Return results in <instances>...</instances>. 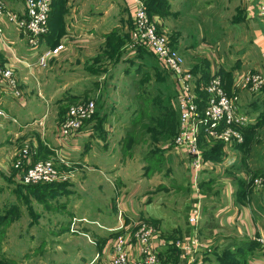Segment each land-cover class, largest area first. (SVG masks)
<instances>
[{
    "label": "rangeland",
    "instance_id": "1",
    "mask_svg": "<svg viewBox=\"0 0 264 264\" xmlns=\"http://www.w3.org/2000/svg\"><path fill=\"white\" fill-rule=\"evenodd\" d=\"M70 1L58 0L61 8L66 10L63 12L64 19H57L49 25V32L40 42L39 52L63 43L65 36L70 34L72 29H77V26L71 27L68 23ZM98 1L88 0L89 3L85 6L87 13L94 17L79 21L75 25H80L78 31L88 33L85 36L100 37H94L90 42H101L103 38V44H85L80 38L74 39L70 45L75 48L76 54L70 53L66 57L57 58L47 69L33 67L36 58L28 59L27 46L20 45L27 49L22 58L31 65L24 69L26 72L29 70L30 74L24 73L23 69L18 71L23 97L17 98L11 92L5 91L6 86L0 79V107L10 113L17 112L20 124L0 119V141L1 136L5 139L7 135L24 131L15 142L19 149L27 138H35L40 128V134L44 131L47 136L49 127L54 128L55 120L62 119V106L67 113L70 105L95 100L98 107L97 116L85 125H93L95 122L98 129L88 139L89 143L102 141L106 147L98 150L90 148L95 152L90 163H93L94 158L101 159L97 163L99 168L80 170V173L85 174L84 179L92 178L95 181L94 186L99 184L106 194L120 193V197L127 203L136 198L137 192L139 216L135 220H145L157 225L164 237L173 241L182 238L181 229L171 231L158 221H153L155 218L147 217L146 204L142 200L148 195V201L155 200L157 209L163 212L164 206L167 212L168 207H174L173 218L178 216L184 220L188 204L194 196V169L190 158L170 146L179 130L176 84L149 49L131 41V22L126 19V8L121 1L116 0L119 6L116 17L109 15L103 18L98 14L101 16L100 7L107 2ZM24 2L26 5V0H16L12 8L20 10ZM132 2L134 7V0ZM146 4L149 5L151 18L162 20L160 24L154 20L159 31L184 54L190 68L202 78L208 79L211 75L214 59L208 57L207 51L208 47L216 46L214 50L217 61L222 62L219 73L223 77L225 87L229 92L239 95V107L251 117L252 122L246 126L248 129L245 127L246 142L241 147L226 149L221 141L213 140L209 143L204 141L202 148L207 156H218L217 160L207 159L213 162L215 174L219 172V167L230 165L228 167L233 170L235 192L239 195L248 194L257 201H263L261 213L264 215V84L257 90L253 88L252 81L247 86L238 83L242 76L245 78L264 74L261 50L256 42L260 20L249 18L254 7L251 8L247 0H146ZM105 6L108 7L109 4ZM25 12L26 10L19 14L24 15ZM17 31L19 39H22L21 32L18 29ZM11 35L16 37L14 31L10 37ZM54 40L57 41L55 45L52 43ZM33 69H36L34 73ZM17 114L13 113L15 116ZM52 138H47L51 144ZM118 139L123 143V147L118 146L112 150L110 145L114 146ZM8 140H2L0 144L11 148V145H7ZM76 141L80 142V139ZM42 151L44 154L40 152L41 157L49 158L53 155L48 146H44ZM8 154H11L9 150ZM80 154L81 152L75 153L72 158L78 159ZM12 157L10 155V160H6L5 154L0 151V158L8 164L7 169L0 168V191L2 193L4 190L2 197L7 201L15 200L12 194L14 191H33L40 188L22 185L12 178ZM210 169L212 168L203 170V176L200 174V184L206 180L209 182L210 173L205 171ZM62 170L65 169L62 167ZM1 174L5 175V179ZM258 178H261L260 184L255 182ZM260 216V219H264V216ZM261 223L264 229V221ZM95 225L97 228H89V233L84 230L91 237V244L92 240L96 239L95 242L101 238L100 233L116 232L113 227L103 228L100 223ZM78 238L86 239L72 232L62 235L61 238L56 236V244L51 247V257L54 254L57 260L48 259L46 264H63L65 260L62 258L68 254L73 257L72 264L79 261L76 251L80 247L72 240ZM258 243L260 246L261 242ZM92 247L88 246L89 254H92ZM32 248V239L26 234L18 236L15 219L12 222L0 223V264H35L29 261L31 256L24 255ZM209 254H202L198 264H211L209 258L213 253L208 256ZM165 258L166 256L164 260ZM167 258L168 261L164 262L171 264L174 256L168 254Z\"/></svg>",
    "mask_w": 264,
    "mask_h": 264
},
{
    "label": "crops",
    "instance_id": "2",
    "mask_svg": "<svg viewBox=\"0 0 264 264\" xmlns=\"http://www.w3.org/2000/svg\"><path fill=\"white\" fill-rule=\"evenodd\" d=\"M5 1L9 10L11 11L23 13L26 9L25 2L20 10H14L12 8V5H14L13 2H15L16 0ZM119 1H121L122 5L126 8V19L131 22L130 24H132L134 10V7L132 6L133 0ZM105 2L107 3L100 7L102 11L101 16L100 14H98V16L100 18L109 15H111L112 17H116L119 12L117 1H98V3ZM88 3V0H71L69 2L71 8L70 13H68V23L69 25H71V27L77 26L78 29L80 25L75 24H77L79 21H84L89 18L92 19V17H94V15L90 16V14L87 13V9L85 6ZM108 4L109 6L106 7L105 5ZM249 18H253L259 21L255 14L249 15ZM154 20L158 24L162 22L160 18H154ZM258 28L259 29L257 30L256 42L259 45L260 50H262L264 47V30L260 21ZM77 29H72L69 32L70 34L65 36L64 42H66V44L64 42L63 43L65 44L66 49L62 51L59 56L52 58L51 61L53 62L50 61L46 68L39 69H47L48 67H50L51 63H55L54 61H56L57 58L59 59L60 57H66L70 53L76 54L74 52L75 48L70 45V42L74 39L80 38V40L82 39L83 43L85 44L104 43L103 38H101V42H90L91 40H93L92 38L99 36H85L88 33H83V31L80 32ZM13 31L16 37L11 35V37H13L11 38L10 34H12ZM16 31L17 29L15 28V26L6 24V34L4 36V39L0 38V63H2L3 65L14 67L16 73L18 74V71L22 69L24 71V69L27 67L29 68V66L20 61L26 49L20 45H26L22 39H19V33L18 31L16 33ZM16 43H18L19 46L16 45ZM27 49L26 50L29 52V55L26 54L27 58L31 59L32 57H35L31 53L30 48L27 47ZM212 49L216 50V46L208 47V57ZM34 63L33 67L37 68L36 66H34ZM35 71L36 69H33V73ZM24 73L30 74L29 70L27 72L24 71ZM2 108L4 109L5 114L0 116V119H8L11 120L13 124H20L19 115L17 114V112H14L11 109L13 113L17 114V116H15L13 115V113L7 112L4 107ZM64 110V106H62V113L64 114L62 115L61 119L58 118L60 113L59 109L57 116L58 119L55 120L54 128L51 129L49 127V129L47 130V136L43 133L44 131L42 132V135L40 134V130H42V128H40L37 136H35V138H27V141L32 144L31 148L37 149V153L40 157V148H43V145L48 146L51 149L50 151H52L53 153V155L51 154L49 158H54V160H56L61 172H70V177L65 181L64 185L56 186L55 190L49 189L47 191H14L12 194H14L15 200L11 199V201L3 199L2 195L4 196L5 192L3 190V192L1 193L0 191V214L4 215L5 213H8V218L3 222V224L12 222V220L15 219L18 236H25L26 234V236L32 239L33 248L28 249V251H26L24 255H26L27 257L31 256L28 259L30 262L33 261L35 264H46V260L48 259L57 260L54 254H52L51 257V252L53 250L51 247L56 244V236H59L61 238L62 235L69 232L77 233L78 235L86 238L72 239L75 244L80 247V249L76 251V255L79 257V261L75 262V264H111V252L113 250L115 234L121 230H124L125 227H129L131 230L130 234L133 236L134 231L137 229L135 223L138 221L135 219H138L136 217L139 216L137 214L139 213L137 211L139 209V201L137 198L138 195L137 192H135L136 198H134L132 202L128 201V204L126 201H124L123 197H120V193L119 195L118 193L113 194V192H110V194H106L104 190H101V186L99 184L94 186L95 181H93L92 178L88 177V180L84 179V177L86 176L84 173H80V170L85 171V169L94 170L99 168L97 163L101 161V159L94 158V164L90 163V159H92V156H94L95 153L92 152V150L104 148L103 146H105V143H103L102 141L89 143L88 138L91 136V134L94 133V131H97L98 129V126H96L95 122L93 123V125H85L70 139L61 141L59 139L58 131L62 120L65 118L66 113L64 112ZM23 132L24 131H20L15 132V135H7L5 139L3 136H1V139L4 141L9 139L7 145H11V148H9L5 145L0 144V151L5 154L6 160H10L8 158V156L10 155L11 157L13 156L12 158H14V161L17 160L19 158L18 154L21 152V149L24 147V145L28 144V142L26 141L24 142V145L18 149L19 146L15 143L19 140V137L23 135ZM43 135L46 137L44 138ZM48 137H53L51 140L52 144L48 142ZM79 139L80 142H75V140ZM118 146H120L121 148L123 147V143L121 144L119 139L115 142L114 146L111 144L110 148L114 150L118 148ZM90 148H92V150H90ZM227 148L231 147L226 146V149ZM6 150L7 153H5ZM8 150L11 153L10 155L8 154ZM80 152L81 154L78 159L72 158L75 153ZM60 157H65L68 161V164L60 163ZM6 160L0 158V168L4 170L7 169L8 165L7 163H4V161ZM33 160L36 161L37 157L33 156ZM228 166L230 165L226 164L223 166V168L219 167V170H217L219 172H217V174H215V171H213V165L211 164L209 166V168L212 169L205 171L210 173V178L208 179L209 182H206V180L205 183H203L204 181H202V183L204 185H207L209 188L202 189V184H200L201 195H196L194 193L192 200L188 204V211L186 212L187 215H183L184 220L179 219L178 216L173 218L174 211L172 208L174 207H168L169 212H167L165 209L166 206H164L163 212L162 210L157 209V203L155 202V200L148 201V195H145L144 200H142V202L146 204L145 212L147 214V217L155 218L153 219V221H158L159 224L171 231L181 229L182 238L178 239H185L193 234L194 226L188 222V216L190 214L192 206L194 204H200L203 211V217L199 226H201V234L203 238L209 242L212 248L210 254H213L211 256L210 254L208 255L210 256L209 261L211 262V264H220L218 255L220 254L222 249L236 248V246L243 240L257 239L259 237L264 238V229L261 226V221H264V219H260V215L264 216L261 213L263 201H257L253 197L248 196V194L239 195L237 192H235L236 190L234 186V175L232 174L233 170ZM62 167L65 170H62ZM201 174L203 176V173ZM1 176L5 179L4 174H1ZM12 178L14 179L13 176ZM133 191H135V189ZM132 195H134V193H132ZM11 202L12 204L10 205ZM160 207H163V205H160ZM122 214L123 216H121ZM176 214L178 215L177 212ZM128 218H130L131 220H129ZM98 223H100L103 228L113 227L114 229H116V232L100 233L101 238L97 239V241L95 242L94 240L96 239L92 240L93 244H91L89 242L91 237L87 235L84 230L88 231L89 233V228H92V230L93 228H97V225L95 224ZM98 228L100 227L98 226ZM159 236L160 241L168 240L162 234V230ZM88 246H93L92 254H89ZM94 247H96V249ZM130 247L133 249H137L136 244L130 245ZM62 260H65L63 264H72L73 257L68 254L64 256ZM165 260L167 262L168 258L166 257ZM165 260H162V264H166V262H164ZM171 261V264H179L178 251L175 253L174 259H172ZM248 262L249 264H264L263 243H261L260 246H258L251 252V254L248 256Z\"/></svg>",
    "mask_w": 264,
    "mask_h": 264
},
{
    "label": "built area",
    "instance_id": "3",
    "mask_svg": "<svg viewBox=\"0 0 264 264\" xmlns=\"http://www.w3.org/2000/svg\"><path fill=\"white\" fill-rule=\"evenodd\" d=\"M250 3V15L260 20L264 30V0H247ZM53 0H26V12L20 15L9 10L6 1L0 0V38L4 39L6 24L15 26L22 34V40L36 57L34 66L46 68L52 58L59 56L66 49L64 43L38 51L41 40L49 32V19ZM133 21L130 37L135 44L149 49L162 63L168 74L173 78L177 89L179 108V130L170 146L190 158L193 170V187L196 195H201L200 174L209 168L213 162L204 156L201 138L207 143L218 140L225 147H234L245 141L243 129L252 119L239 107V95L229 92L225 87L222 75L219 73L220 63L217 61L215 50L210 51L209 57L214 59L211 75L208 79L200 77L187 63L184 54L175 48L169 38L162 34L156 22L149 16L144 0H134ZM264 65V47L261 50ZM22 62L31 66L26 59ZM33 66V65H32ZM0 79L6 86L5 91L15 97L22 98L21 80L12 66L0 63ZM252 81L254 89H260L264 84V74L240 77L241 86L249 85ZM95 100L70 105L65 118L59 126V139L66 141L78 133L85 123L97 113ZM5 111L0 107V116ZM37 149L26 144L21 149L18 159L12 163L15 179L24 185L62 183L70 177V172L60 171L54 158L33 160ZM60 163L68 164L65 157H60ZM261 183V178L255 180ZM203 211L200 204H194L188 216V222L194 226V232L185 239L173 241L161 240L157 225L142 220L135 223L137 229L134 235L130 228H124L115 234L112 264H162L161 252L168 246H173L179 253V264H198L201 255L212 251L209 242L201 234ZM256 240L264 244V238ZM136 244L137 249L130 245Z\"/></svg>",
    "mask_w": 264,
    "mask_h": 264
},
{
    "label": "trees",
    "instance_id": "4",
    "mask_svg": "<svg viewBox=\"0 0 264 264\" xmlns=\"http://www.w3.org/2000/svg\"><path fill=\"white\" fill-rule=\"evenodd\" d=\"M145 3H146V0H145ZM146 6H147V4H146ZM148 6H147V10H148ZM65 11L66 10H64V8H61V4L58 2V0H53L52 9H51V13H50V19H49V25L51 23L56 22L57 19H59V21L64 19L63 12H65ZM148 13H149V16L152 17L150 10H148ZM52 43L55 45V44H57V41L54 40V41H52ZM96 116H97V113L95 114L94 117H96ZM246 128L243 129V131L245 130V132H244L245 141L242 144L235 145L236 147H241V145H243L246 142V134H247L246 133ZM202 143H204L203 137L201 138V145H202ZM221 144H224V143L221 142ZM44 146L45 145H43V148H44ZM222 147H223V145H222ZM42 149L40 148V152L44 154ZM220 154L221 153H219V157H220ZM204 156H205L206 159L210 158V159H215V160H217L216 158L218 157V156L217 157L207 156L206 153H204ZM36 157H37V159H48L47 157L46 158L40 157L38 153H37ZM15 172H16V170L13 169V174H11V175L14 176ZM64 183L65 182H63V183L35 184L34 186H39L40 188L34 189V190L35 191H39V190L47 191L49 189L55 190L56 186L64 185ZM203 183H205V181ZM203 183H202V187H204V189L209 188L207 185H204ZM22 185H24V184H22ZM7 218H8V213H5L4 215H1L0 216V223L3 224V222L6 221ZM258 242L259 241L256 240V239H247V240H243L242 242H240L236 246V248L222 249V251H221L222 255H220V254L218 255L219 263L220 264H249L248 256L251 254V252L253 250H255L259 246ZM176 252H177V249L175 247L168 246L165 249H163V251L161 252V258H162V260H164V256L167 257L168 254L174 256Z\"/></svg>",
    "mask_w": 264,
    "mask_h": 264
}]
</instances>
